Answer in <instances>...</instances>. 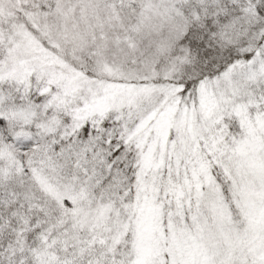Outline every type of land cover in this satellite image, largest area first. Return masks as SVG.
Returning a JSON list of instances; mask_svg holds the SVG:
<instances>
[{"label":"snow or ice","instance_id":"obj_1","mask_svg":"<svg viewBox=\"0 0 264 264\" xmlns=\"http://www.w3.org/2000/svg\"><path fill=\"white\" fill-rule=\"evenodd\" d=\"M0 264H264V0H0Z\"/></svg>","mask_w":264,"mask_h":264}]
</instances>
